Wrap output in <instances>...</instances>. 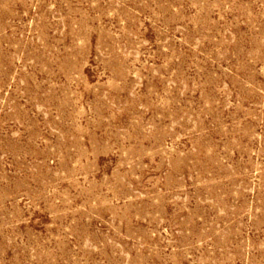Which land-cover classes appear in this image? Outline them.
Masks as SVG:
<instances>
[{
    "label": "rangeland",
    "instance_id": "1",
    "mask_svg": "<svg viewBox=\"0 0 264 264\" xmlns=\"http://www.w3.org/2000/svg\"><path fill=\"white\" fill-rule=\"evenodd\" d=\"M0 264H264V0H0Z\"/></svg>",
    "mask_w": 264,
    "mask_h": 264
}]
</instances>
